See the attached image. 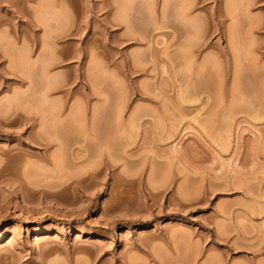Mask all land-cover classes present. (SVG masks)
Masks as SVG:
<instances>
[{
  "label": "rangeland",
  "instance_id": "1",
  "mask_svg": "<svg viewBox=\"0 0 264 264\" xmlns=\"http://www.w3.org/2000/svg\"><path fill=\"white\" fill-rule=\"evenodd\" d=\"M0 264H264V0H0Z\"/></svg>",
  "mask_w": 264,
  "mask_h": 264
},
{
  "label": "bare ground",
  "instance_id": "2",
  "mask_svg": "<svg viewBox=\"0 0 264 264\" xmlns=\"http://www.w3.org/2000/svg\"><path fill=\"white\" fill-rule=\"evenodd\" d=\"M90 132H91L90 129H88L86 133L89 135ZM9 242H10V240L8 241V243H9Z\"/></svg>",
  "mask_w": 264,
  "mask_h": 264
}]
</instances>
